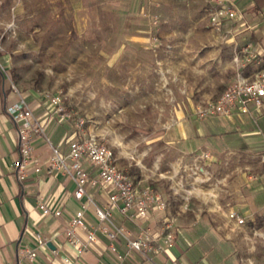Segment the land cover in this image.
<instances>
[{"label": "crops", "instance_id": "1", "mask_svg": "<svg viewBox=\"0 0 264 264\" xmlns=\"http://www.w3.org/2000/svg\"><path fill=\"white\" fill-rule=\"evenodd\" d=\"M67 1L77 25H80L79 20H85L86 12H91L92 16H98L100 12L111 15V21L106 20L105 24L110 31L116 27L118 41L114 42L115 47L146 50L156 63L158 52L154 50L163 45L158 46L151 37L147 41L141 37L140 34L148 31L139 23L142 16L162 17L166 11L167 20L163 26L169 33L166 37L185 39L193 31L200 30L204 41L199 42L198 51L189 53V60L195 66L205 64L206 68L198 69L205 75L209 74L206 70L210 62L216 63L221 78L218 93L201 99L193 111L220 95L238 75L249 79L255 71L264 69V0H221L232 7L240 19L224 21L219 31L208 26V13L216 7L212 0ZM168 43L164 47L169 46ZM245 47L248 52L243 51ZM249 54L255 58L247 62ZM193 70L196 71L194 67ZM19 95L30 108L33 119L41 124L50 145L66 155L72 141L69 138L72 123L63 122L52 114L41 93L17 90L6 65L0 62V264H264V103L250 115L233 113L230 117H221L225 123L205 139L206 150H193L190 154L188 166L199 160L207 167L215 184L200 185L194 190V200L184 201L172 188L178 176H186L183 172L186 166L181 170L182 174L176 171L167 179L164 191L151 188L162 195L167 202L166 209L149 210L147 217L140 219L130 212L123 215L117 204H110L108 197L113 192L106 186L87 185L86 196L81 201L73 199V181L66 174L50 168V146L39 136L32 137L25 179H17L13 163L20 158L17 128L22 122L13 121L7 109ZM193 138L189 135V139ZM204 152L210 155L209 161L199 158ZM35 167L39 168L38 173L34 172ZM83 167L90 178L96 177L92 165L83 162ZM213 167L215 169L211 170ZM141 181L137 179L135 183L139 190L148 187L142 186ZM37 194L45 198L47 207L58 208L61 215H42L37 209ZM81 203L85 204L84 218L94 226L95 232L94 241L77 255L68 244L65 232ZM96 208L109 213L107 222L99 223L95 217ZM228 210L242 215L244 225L234 226L228 222L224 216ZM168 222L172 223L173 233L169 245L164 242L162 232L163 225ZM101 227L109 230L123 227L132 237L139 232H148L153 237L152 247L145 255L131 252L122 236L115 235L110 241ZM75 233L85 241L82 231L76 229ZM37 235L45 240L44 246L36 244ZM110 244L122 256L121 260L110 252ZM21 249L35 250L34 260L19 257Z\"/></svg>", "mask_w": 264, "mask_h": 264}, {"label": "rangeland", "instance_id": "2", "mask_svg": "<svg viewBox=\"0 0 264 264\" xmlns=\"http://www.w3.org/2000/svg\"><path fill=\"white\" fill-rule=\"evenodd\" d=\"M85 14L77 25L67 0H0V62L17 90L60 98L70 118L57 117L72 123L71 140L92 135L142 186L164 191L167 179L189 165L193 150H206L205 139L225 123L221 117L198 119L193 111L218 93V65L210 62L209 74H200L205 64L189 60L204 41L200 30L185 39L166 37V11L139 21L148 28L141 37L158 36L163 45L154 50L158 63L146 50L115 47L116 27L110 31L105 24L111 15ZM194 193L188 198L194 200Z\"/></svg>", "mask_w": 264, "mask_h": 264}, {"label": "built area", "instance_id": "3", "mask_svg": "<svg viewBox=\"0 0 264 264\" xmlns=\"http://www.w3.org/2000/svg\"><path fill=\"white\" fill-rule=\"evenodd\" d=\"M216 7L212 8L208 13V26L213 31H219L224 21L238 20L240 15L229 6L224 5L221 0H212ZM157 23L156 18L152 21ZM158 44V39H153ZM169 49V46H165ZM248 47L243 49L248 52ZM247 62L255 58L249 54ZM234 62H238L237 57ZM14 88V87H13ZM47 100L50 111L60 117L61 120L70 118V114L62 107L61 100L57 95L48 93L42 94ZM264 103V69H259L253 73L249 79H245L238 75L236 81L228 85L220 95L215 99L209 100L198 105L194 110V115L198 119H206L210 117H230L233 113L240 115H250L253 109H259ZM7 114L15 122H22L17 128V137L19 144L20 158L13 163V167L17 170V179L23 181L25 179V166L30 160L32 153V137L39 136L50 146V156L48 164L50 168L66 174L74 183L72 191L73 199L81 201L86 196V186L101 185L110 188L113 192L109 195L110 204L118 205L121 214L126 215L129 212L140 219L147 217L149 210L164 211L167 202L162 195L149 188L139 190L133 180L127 175L128 167H120L117 165V159L113 151L96 140L92 135L80 137L69 142L68 152L62 155L56 146L50 145L49 138L45 135L41 124L33 119L30 108L25 100L19 95V99L7 109ZM80 121L78 125H82ZM204 161L210 160V155L206 152L199 157ZM83 162L92 165L96 171V177L90 178L89 172L84 169ZM34 172L38 173L39 168L35 167ZM183 172L186 176H178V180L172 190L175 195L181 196L184 201L188 200L189 194L198 188V185L210 184L212 177L207 167L194 160L193 163L184 168ZM160 177H164L159 174ZM197 187V188H195ZM34 194L33 190H30ZM37 209L42 215H53L59 217L61 212L58 208L50 209L46 206L45 198L37 194ZM89 198V197H87ZM85 204L81 203L79 209L71 216L69 227L65 232L68 244L75 250L77 255H81L87 246L94 241L95 228L89 224L84 218ZM109 213L103 209H95V217L99 223L108 221ZM228 222L234 226L244 225V217L234 210H228L224 213ZM171 222L163 225V239L169 245L173 239L171 230ZM79 229L85 234V241H81L75 233ZM102 233L112 241L115 235H120L125 239L126 246L129 251L145 255L152 247L153 237L148 232H139L136 236H130L123 227H114L112 230L101 227ZM36 244L44 246L45 240L40 236H36ZM109 250L115 255L117 260H121L122 256L116 253L113 245H109ZM19 257L33 261L36 256L35 250L21 249L18 252ZM67 262V260H64Z\"/></svg>", "mask_w": 264, "mask_h": 264}, {"label": "trees", "instance_id": "4", "mask_svg": "<svg viewBox=\"0 0 264 264\" xmlns=\"http://www.w3.org/2000/svg\"><path fill=\"white\" fill-rule=\"evenodd\" d=\"M136 174H138V172H135ZM127 175L133 180L134 183H136L137 179H138V175L133 177L135 174L132 172V169L129 168L127 170Z\"/></svg>", "mask_w": 264, "mask_h": 264}]
</instances>
